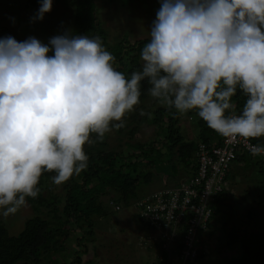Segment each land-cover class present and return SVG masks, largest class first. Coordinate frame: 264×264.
Segmentation results:
<instances>
[{
  "label": "clouds",
  "instance_id": "clouds-1",
  "mask_svg": "<svg viewBox=\"0 0 264 264\" xmlns=\"http://www.w3.org/2000/svg\"><path fill=\"white\" fill-rule=\"evenodd\" d=\"M52 4L41 0L32 22ZM140 59L127 76L99 36L66 30L46 44L0 38V215L37 198L45 172L61 185L84 171L85 146L125 126L142 82L157 103L179 116L195 112L221 137L264 138V0H160ZM238 90L246 98L239 111ZM250 151L264 155V143ZM168 255L165 264H180L178 250Z\"/></svg>",
  "mask_w": 264,
  "mask_h": 264
},
{
  "label": "trees",
  "instance_id": "trees-1",
  "mask_svg": "<svg viewBox=\"0 0 264 264\" xmlns=\"http://www.w3.org/2000/svg\"><path fill=\"white\" fill-rule=\"evenodd\" d=\"M16 1L19 2L17 3L18 6H20L21 1L30 10L41 2V0ZM54 1L59 2V0ZM62 1L61 3L66 5L67 10L69 9L72 14V21L67 26L70 27L73 34L99 36L105 47L115 56L116 63L114 66L127 76H130L132 71L140 68V51L148 41L149 36L133 38L130 31L125 30L122 34L120 32L114 35L112 41H109L108 33L102 27L100 19L102 6H105L106 3L112 4L113 1L118 0ZM158 3L160 4V0H157ZM119 4H122V1ZM23 6L21 5V7ZM153 8L155 11L159 9L155 6ZM9 14L15 16L14 23L18 19H24L11 12L5 15ZM10 30L9 26L3 23L2 18L0 38L12 36L17 41L26 40L22 34L15 31L10 33ZM52 31L51 27H44L43 30L40 29L39 31L41 36L37 35V37L40 41L48 40L51 38ZM148 87L147 82H142L141 103L137 106L136 113L128 115L129 117L126 119L123 128L113 129L116 133L114 144L107 140L109 133L105 135L102 141L97 140L94 135L92 136L94 142L85 146V151L89 157L88 167L66 182L63 186L64 194L59 196L54 194L56 185L52 183L51 177L55 173L45 172L40 178L39 187L41 191L39 196L35 199L27 198V203L34 214L23 221L22 228L16 233H12L0 219V264H56L55 260L52 259V255L66 249L65 242L70 239L71 233L82 231L83 234L78 239L81 237L88 238V236L94 234L93 227H95L97 218L106 216L109 212L114 214V211L123 213L129 205L130 208L135 210L138 208L139 210L143 209L144 207L135 206L134 200L150 194L149 192L141 196L142 194L138 190L141 183L151 181L153 167H157L160 172L171 166L172 173L179 179L177 175L180 170L178 171L179 166L177 164L179 163L180 167L185 169L195 167L194 152L199 142L206 144L221 143L222 137L211 130L200 118L197 138L190 141L183 138L181 125L179 124L182 117L174 114L173 110L160 106L154 100L151 103L153 106L156 105L155 109L150 107L144 112V109L141 108H143L144 101L149 96ZM245 99L242 92L238 90L236 97L233 98L237 111L240 110ZM141 111L150 113L151 118L148 115H141ZM142 122L157 124L155 139L151 138L147 143L140 142L135 138L137 126ZM130 124L135 125L129 127ZM160 133H163L161 137L159 136ZM252 141L257 144L262 143L261 139ZM157 142H162V146L157 145ZM159 146L161 147L159 148ZM175 159H177V162ZM241 161L243 162V171L249 172L251 164L257 163L258 167H255L254 173H264V161L261 159L252 158L246 153H241L236 162L240 163ZM164 162L168 164L165 165ZM232 168L230 172L233 171ZM234 175L229 174L227 176L228 187L231 186L230 181H235L236 177ZM179 180H183V178ZM263 186H261L262 190H259L260 193L258 192L257 200H254V191L245 189V195L242 199L246 200V204L252 205L250 209L246 210L245 215L248 218L246 226L237 223L230 211L223 216L218 215V211L219 209L222 210L223 204L228 203L226 200L231 202L235 198L232 194L231 196L227 194L229 191L226 190V192L220 193L216 197L213 204V215L207 223V229L202 232V234L209 233L211 238L215 240L212 241L211 239L213 242L211 244L214 245L211 253L213 252L218 256L217 261H215L216 264H264V232L252 227L254 223L252 218L254 217H251L256 211L264 210V201H261L264 199ZM257 189L258 186H256ZM257 204H259L258 209ZM136 214L137 218L134 219L136 224H133V232L136 246H140L143 237L147 238L154 235L155 228L151 220L140 217L138 213ZM258 225L260 226L261 222ZM159 246V243L153 242V248L150 251L154 250L158 254L162 253L165 257L168 256V254L159 250ZM233 249L236 250L235 255L227 260L225 258L219 260L220 256L224 257L225 251L228 253L232 252ZM208 252L200 250L195 261L189 264H207L204 259ZM81 263L80 257H76L74 261L64 264Z\"/></svg>",
  "mask_w": 264,
  "mask_h": 264
},
{
  "label": "rangeland",
  "instance_id": "rangeland-1",
  "mask_svg": "<svg viewBox=\"0 0 264 264\" xmlns=\"http://www.w3.org/2000/svg\"><path fill=\"white\" fill-rule=\"evenodd\" d=\"M120 1H122V4H119ZM154 1L155 0H118L113 1L112 4L106 3L105 6H102L100 10V19L102 21V27L108 33V40L112 41V37L114 35L120 32L122 34L125 30L130 31L133 38H138L145 35L149 36V30L151 29L152 21L155 19L157 12L153 10V7L155 6L156 8H159L158 6H160L159 3L157 4V0L156 2ZM61 2L63 1L59 0V2H57L53 0L52 10L45 14L43 20L32 22L31 18L34 17L39 10L41 2L37 3V5L32 10H30V8L28 9L25 7V4H22L23 2L21 1L20 6H18L17 3L19 2L16 0H0V23H2L3 18V23L5 25L7 24L11 29L10 33L15 31L18 34L25 36V39H27V36H34L39 39L37 35L41 36V32L39 31L40 29L43 30L44 27H51L53 29L54 32L52 31L51 37L60 35L66 30H71L67 25L72 21L73 18L72 14L69 12V9L67 10L66 5L62 4ZM21 5L24 6L21 7ZM10 12L24 19H18L17 22L14 23L16 19L15 16L11 14L5 15ZM48 40L41 41L46 44ZM139 61L142 63L141 59H139ZM153 101V98L148 96V98L144 101L143 108L141 109H144V112L150 107L155 109L156 105L153 106L151 103ZM159 105L162 106L161 104ZM136 111L137 110L135 109L132 114H135ZM128 115L125 119L129 117ZM188 116H192V121L188 120ZM181 117L182 121H180L179 124L181 125V134L183 138L190 141L195 140L199 131L198 116L195 114V112H190L187 115ZM133 125L135 124H130L129 127ZM156 125L157 124L149 122H142L141 124H138L135 138L140 142L142 141L146 143L151 138L155 139L154 135L156 133ZM162 135L163 133L159 134L160 137ZM115 136L116 133L114 130H112L109 132L107 140L114 144V142H116ZM261 140L262 143H264V138H261ZM161 143L162 142H157V145L162 146ZM161 146H159V148ZM175 161L177 162V159H175ZM164 164L166 165L168 163L164 162ZM251 165L252 167H249V172L242 170L243 165L241 167H233L232 165L233 171H231L230 174H235L234 176L236 178L235 181H230L231 186H227L228 189L226 188L225 190L229 191L227 194H230V196L232 194L235 198L231 202L226 200L228 203L223 204L222 210L219 209L218 211L219 216H223L224 214L228 213V211L232 212L235 221L242 226H246L248 224V218L245 214L246 210L250 209L252 206H250L249 203L246 204V200L242 199L245 195V189L254 191L256 193L255 194L253 192L255 195L254 200H257V195L260 193L259 190H262L261 186L264 185V173H254V169L255 167H258V164L253 163ZM177 166L180 167V164L178 163ZM238 166L240 165L238 164ZM170 167H167V170H161L160 172L158 171L159 169L157 167H153L151 181L147 183H141L139 186L138 192H141V196L157 189L161 185H165L166 183L167 185L175 183L176 177L172 173V168ZM181 175L185 176L186 174L184 172H180L179 175L178 172L177 176L180 177ZM65 184L66 183L56 185L54 188V194H57L58 196L64 194L63 186ZM256 186H258L257 190ZM261 201H264V199ZM257 205L258 209L259 204ZM114 212V214L109 212L106 216L97 218L95 220V227H93L94 234L90 237L88 236V238L81 237L78 239V237L83 234L82 231L71 233L70 239L65 242L66 249L57 252L56 255H52V259L55 260V263H70L74 261V258L80 257L82 261L81 264H154L155 261H157L156 251H150L147 250V248H138V246H136L134 238L135 234L133 232V224H136L134 219L137 218L136 210L130 208L129 205L126 210L124 209L123 213L127 212L125 214L116 211ZM33 214L32 208L28 203H26L14 214H11L7 217L0 215V219L10 232L16 233L22 228L23 221ZM251 217H254L252 218L254 221L252 227L264 232V210L256 211V213L251 215ZM259 222H261L260 226L258 225ZM124 229H126L125 232ZM200 238V245L204 247L207 252L209 251L208 255L204 259V262L207 264H216L215 261H217L216 259L218 256L213 252L212 253L214 255L211 253V250L214 246L211 243H213L212 241L215 240L212 239L211 235L207 232L201 234ZM235 254V249L228 253L225 251L224 257L220 256L219 260H223L224 258L227 260Z\"/></svg>",
  "mask_w": 264,
  "mask_h": 264
},
{
  "label": "built area",
  "instance_id": "built-area-1",
  "mask_svg": "<svg viewBox=\"0 0 264 264\" xmlns=\"http://www.w3.org/2000/svg\"><path fill=\"white\" fill-rule=\"evenodd\" d=\"M254 144L257 143L225 137L220 144L199 142L194 153L196 165L186 181L134 201L135 206L144 207L136 213L151 220L155 228L154 235L143 237L139 247L151 250L156 242L163 253L172 255L178 250L180 264L192 260L199 250L200 236L213 215L215 199L226 189L225 177L234 160L246 153L264 161V155L251 154L250 145ZM164 258L162 253H156L155 264H165Z\"/></svg>",
  "mask_w": 264,
  "mask_h": 264
},
{
  "label": "crops",
  "instance_id": "crops-1",
  "mask_svg": "<svg viewBox=\"0 0 264 264\" xmlns=\"http://www.w3.org/2000/svg\"><path fill=\"white\" fill-rule=\"evenodd\" d=\"M192 134H193V132H192ZM238 164L240 165V166H238ZM243 165V162L241 161L240 163H237V164H233V167H241ZM251 167H252V165H251ZM180 170V171H179ZM178 171H179V175H180V172H184L185 174L187 173H189V172H191V169L190 168H184V167H178ZM190 174V173H189ZM180 178H183V180L185 179V178H187V176L185 177V176H183V175H181L180 177H179V179ZM176 179V181L175 182H178V181H181V180H179L178 178H175Z\"/></svg>",
  "mask_w": 264,
  "mask_h": 264
}]
</instances>
